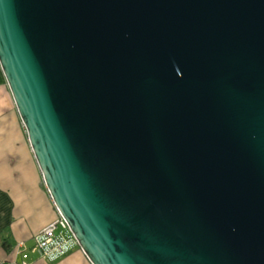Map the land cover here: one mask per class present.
Instances as JSON below:
<instances>
[{
    "label": "water",
    "instance_id": "water-1",
    "mask_svg": "<svg viewBox=\"0 0 264 264\" xmlns=\"http://www.w3.org/2000/svg\"><path fill=\"white\" fill-rule=\"evenodd\" d=\"M0 63L94 264H264V0H0Z\"/></svg>",
    "mask_w": 264,
    "mask_h": 264
},
{
    "label": "crops",
    "instance_id": "crops-1",
    "mask_svg": "<svg viewBox=\"0 0 264 264\" xmlns=\"http://www.w3.org/2000/svg\"><path fill=\"white\" fill-rule=\"evenodd\" d=\"M60 215L6 81L0 84V264H94L80 244L57 260L20 247Z\"/></svg>",
    "mask_w": 264,
    "mask_h": 264
},
{
    "label": "built area",
    "instance_id": "built-area-1",
    "mask_svg": "<svg viewBox=\"0 0 264 264\" xmlns=\"http://www.w3.org/2000/svg\"><path fill=\"white\" fill-rule=\"evenodd\" d=\"M76 244H79V242L69 222L60 215L36 235L30 246L26 242H22L20 247L27 248L36 254L53 260L55 257L64 256Z\"/></svg>",
    "mask_w": 264,
    "mask_h": 264
},
{
    "label": "trees",
    "instance_id": "trees-1",
    "mask_svg": "<svg viewBox=\"0 0 264 264\" xmlns=\"http://www.w3.org/2000/svg\"><path fill=\"white\" fill-rule=\"evenodd\" d=\"M6 81H7V79L5 77V74L3 72V69H2V66H1V63H0V84L5 83ZM59 258L60 257H55L53 260H57Z\"/></svg>",
    "mask_w": 264,
    "mask_h": 264
}]
</instances>
